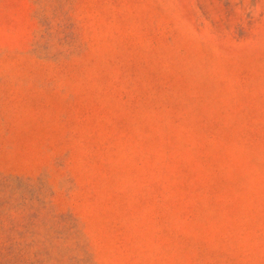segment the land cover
Returning a JSON list of instances; mask_svg holds the SVG:
<instances>
[{
	"label": "rangeland",
	"instance_id": "374dc122",
	"mask_svg": "<svg viewBox=\"0 0 264 264\" xmlns=\"http://www.w3.org/2000/svg\"><path fill=\"white\" fill-rule=\"evenodd\" d=\"M0 264H264V0H0Z\"/></svg>",
	"mask_w": 264,
	"mask_h": 264
}]
</instances>
